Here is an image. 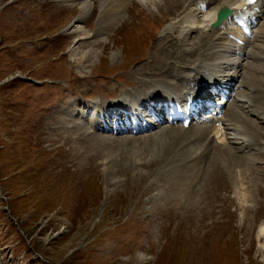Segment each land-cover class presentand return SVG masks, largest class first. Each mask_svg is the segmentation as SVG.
Listing matches in <instances>:
<instances>
[{
	"label": "rangeland",
	"instance_id": "obj_1",
	"mask_svg": "<svg viewBox=\"0 0 264 264\" xmlns=\"http://www.w3.org/2000/svg\"><path fill=\"white\" fill-rule=\"evenodd\" d=\"M68 1L0 0V264H264L263 32L201 159L188 131L102 133L83 108L163 84L151 71L178 39L173 2L128 0L117 20L120 5L90 0L80 23ZM215 146L237 154L232 171L212 165Z\"/></svg>",
	"mask_w": 264,
	"mask_h": 264
},
{
	"label": "bare ground",
	"instance_id": "obj_2",
	"mask_svg": "<svg viewBox=\"0 0 264 264\" xmlns=\"http://www.w3.org/2000/svg\"><path fill=\"white\" fill-rule=\"evenodd\" d=\"M74 1L77 2V0H69L68 2L73 3ZM78 1H79L78 3H80V7L82 11L78 19V22L81 23L87 18V15L91 10L92 4L90 0H78ZM98 1L101 2L102 4L101 6L103 7L105 12L107 11V8H109V6L113 3L120 5L122 8L116 14L117 20H119L123 14L122 9L127 4L128 0H117L116 2H114L115 0H98ZM146 1L148 0H137V2L140 4H144V3L146 4ZM170 1L173 2V5H174L172 9L173 15L171 16V23L168 24L164 33L172 32L171 34H174L176 32V34H178V39L176 37L177 39L176 43L171 44L170 46L171 50L170 51L168 50L169 53L165 59V62L167 65L164 64L162 66H159L160 69L152 70L151 73L155 77L157 78L159 77V79H156L157 83L168 82L172 79L175 81L177 79L180 82H183L184 85H177V87H175L174 83H171L170 85L172 86V89L174 87L176 88L175 92L171 90V87L169 88V86H166V83L164 86L168 88L164 87L163 84H159V85L153 86L154 87V90H153L152 86H150V89L152 90L144 94L143 93L139 95L134 94L131 96L134 104L135 103L138 104L139 102H142L144 98L152 99L153 97L160 96L162 94L165 95L166 98L175 97L176 100H179L180 98L184 97L185 94L186 96L190 95L194 87H197L199 85L202 86L207 81L205 72L209 73V75L211 74L209 76V78H211L213 74L218 73L217 70L220 67L228 66L230 68V71H226L227 74L225 75V77L228 78L229 80H233L232 78L237 76L240 73L238 71L241 68V65H238V62L240 59L236 58L234 55L229 57L226 54V51L229 48H231L232 50L236 48L235 44L232 41H230L227 37V34H228L227 29L225 30L221 28L214 29L211 25L215 22L216 16L219 10H221L222 8L229 9V8H232L233 6L236 7L240 4L239 2L241 0H170ZM206 2L208 3V6H209L208 9H205V8L202 9L201 4L206 3ZM117 20L116 22H113V24L109 23L108 25L105 21L102 24L100 22L101 25L98 31L104 32V31L113 29V27L116 28L115 26L117 25ZM224 23L227 26L229 25V22L227 20L224 21ZM257 33L264 34V16L262 18V23L258 27ZM247 46L248 45H246L245 48H239V51L246 52L248 48ZM246 59L247 58L243 59V61L241 60L242 63L245 62ZM172 61H174L175 64H178L179 66L175 67L171 65L170 63ZM216 62H219L220 64H216ZM165 68H168V69H165ZM197 68L199 70H197ZM163 69H165L164 72L162 71ZM259 69L260 67L256 64H254L252 67L249 66L248 73H247L248 76L252 77V79L254 80V74L257 73ZM160 76H163V77H160ZM166 78L168 79L166 80ZM253 80L249 79L250 82H252ZM166 89H167V92H165ZM181 90L183 91L179 93V91ZM171 92H173L174 95L168 96L171 94ZM103 105L107 106V104H103ZM259 110L260 109H258L257 113H259ZM229 113H230L229 115H231L232 117L237 118L240 124H242L243 122L245 123V121L242 120L243 119L242 113L237 114L236 111L235 112L230 111ZM240 115L242 116L240 117ZM246 124L248 125V123ZM173 129L176 130L175 128ZM181 130H176V131L177 132L181 131V133L188 131L186 133L190 132L195 137L194 138L195 141L206 142V144H204L203 146L202 153L198 157V158L201 157V159H205L206 156H208L209 151L211 149H214L212 145L213 139L211 138L210 135L213 133L217 137L224 135L223 130H218V128L216 127V124L214 126L213 125L191 126L189 129L184 130V128L183 129L181 128ZM175 141L177 140L175 139ZM246 142L249 143L248 141ZM215 147H216V150H215L214 155L216 159L213 161V163L211 162L212 165L214 164V162L217 165L222 164L228 170L232 171V169L237 165V159H238L236 156L237 154H235V152L231 148L228 149V148H225L224 146H215ZM169 148H170V145L164 144L157 151L160 155L162 154L165 155L167 152H169ZM216 164L214 165L215 167L217 166ZM258 236L260 237V239L264 240V222L260 224L259 226ZM262 248L264 249V245L262 246Z\"/></svg>",
	"mask_w": 264,
	"mask_h": 264
},
{
	"label": "water",
	"instance_id": "obj_3",
	"mask_svg": "<svg viewBox=\"0 0 264 264\" xmlns=\"http://www.w3.org/2000/svg\"><path fill=\"white\" fill-rule=\"evenodd\" d=\"M228 15L227 10H222L220 14V22L222 21L223 18H225Z\"/></svg>",
	"mask_w": 264,
	"mask_h": 264
}]
</instances>
